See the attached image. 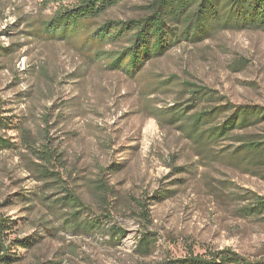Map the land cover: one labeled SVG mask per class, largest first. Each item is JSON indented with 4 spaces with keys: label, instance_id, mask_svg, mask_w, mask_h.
<instances>
[{
    "label": "rangeland",
    "instance_id": "rangeland-1",
    "mask_svg": "<svg viewBox=\"0 0 264 264\" xmlns=\"http://www.w3.org/2000/svg\"><path fill=\"white\" fill-rule=\"evenodd\" d=\"M153 1L124 0L99 22L147 16ZM55 9L0 0V115L10 121L0 137L14 144L0 147V218L10 227L0 256L176 264L228 249L242 264H264V207L248 209L264 200V168L233 153L237 136L264 133V122L199 145L166 116L191 103L185 81L264 106V30L183 40L130 76L76 43L32 36ZM44 145L57 160L39 157ZM67 190L83 207L64 199Z\"/></svg>",
    "mask_w": 264,
    "mask_h": 264
},
{
    "label": "trees",
    "instance_id": "trees-1",
    "mask_svg": "<svg viewBox=\"0 0 264 264\" xmlns=\"http://www.w3.org/2000/svg\"><path fill=\"white\" fill-rule=\"evenodd\" d=\"M124 0H42L45 6H56L53 14L40 21L32 36L52 41L76 43L90 60L105 63L110 70H121L132 76L144 63L163 55L170 47L187 40L199 42L221 31L264 30V0H154L151 14L138 19H104L111 8ZM127 43L118 49L109 46ZM164 83L157 84L161 86ZM191 101L166 110L169 123H180L189 138L199 145L226 139L235 130L247 131L264 122V106L233 104L216 96L210 89L193 82H182ZM203 102H207L203 105ZM159 117H162L160 112ZM9 118L0 115V128L9 126ZM239 146L233 151L237 158L247 159L254 167L264 168V133L237 136ZM14 144L0 137V147ZM39 156L45 162L57 160L44 145ZM64 199L83 207L81 199L71 190ZM263 198L256 197L254 211L264 207ZM9 222L0 218V251ZM25 245L24 240H15ZM15 256L5 252L0 264L13 262ZM243 259L228 249L210 258L189 257L176 264H242Z\"/></svg>",
    "mask_w": 264,
    "mask_h": 264
}]
</instances>
